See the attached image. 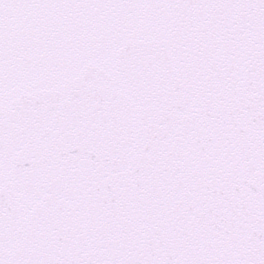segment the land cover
I'll list each match as a JSON object with an SVG mask.
<instances>
[{
	"label": "snow or ice",
	"instance_id": "snow-or-ice-1",
	"mask_svg": "<svg viewBox=\"0 0 264 264\" xmlns=\"http://www.w3.org/2000/svg\"><path fill=\"white\" fill-rule=\"evenodd\" d=\"M0 264H264V0H0Z\"/></svg>",
	"mask_w": 264,
	"mask_h": 264
}]
</instances>
